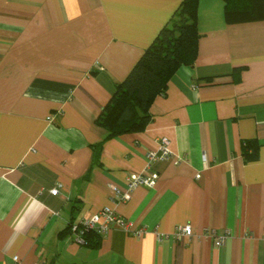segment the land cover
Returning <instances> with one entry per match:
<instances>
[{
  "label": "crops",
  "instance_id": "0c3cea01",
  "mask_svg": "<svg viewBox=\"0 0 264 264\" xmlns=\"http://www.w3.org/2000/svg\"><path fill=\"white\" fill-rule=\"evenodd\" d=\"M182 2L0 0V264H264V20L199 0L197 58L146 126L108 138L98 122ZM162 138L155 186L116 199ZM105 207L142 236L115 225L79 245L70 224ZM208 229L230 237L218 247Z\"/></svg>",
  "mask_w": 264,
  "mask_h": 264
},
{
  "label": "trees",
  "instance_id": "16d2710c",
  "mask_svg": "<svg viewBox=\"0 0 264 264\" xmlns=\"http://www.w3.org/2000/svg\"><path fill=\"white\" fill-rule=\"evenodd\" d=\"M230 22L264 20V0H223ZM199 0H183L170 25L165 26L134 65L98 120L108 138L143 129L150 119L152 101L163 94L172 75L182 65H192L198 55ZM248 160L257 156V146L245 143ZM97 235L89 233V244Z\"/></svg>",
  "mask_w": 264,
  "mask_h": 264
},
{
  "label": "built area",
  "instance_id": "2783aa9c",
  "mask_svg": "<svg viewBox=\"0 0 264 264\" xmlns=\"http://www.w3.org/2000/svg\"><path fill=\"white\" fill-rule=\"evenodd\" d=\"M172 158L170 150V141L168 138H162L159 143V149L157 152H151L147 157V167L142 174L131 175L128 178L127 190L122 192L117 187H113V193L116 199L127 202L132 198L134 190L140 186L154 187L156 184V176L152 174L151 168L158 161L169 160ZM203 161L207 163V158L204 157ZM199 177V176H198ZM53 195L59 194V189L52 191ZM115 225H120L125 232L131 233L134 236H142V230H134V226L131 222L124 220L118 216L115 211L109 207H105L100 210L97 214L90 218L82 219L78 222H73L69 226V231L74 235L75 241L81 246H88L89 241L87 236L89 233H94L97 236L104 237L109 235ZM193 230L190 226H179L174 237L181 239L184 236H192ZM208 239L212 240L214 245L220 247L230 237V232H226L220 235L217 230L208 229L204 233ZM18 261V257L15 258Z\"/></svg>",
  "mask_w": 264,
  "mask_h": 264
}]
</instances>
